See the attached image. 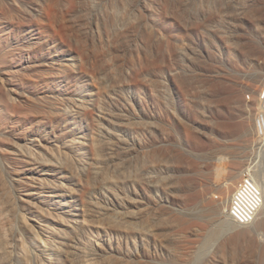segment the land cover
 Here are the masks:
<instances>
[{"label":"rangeland","instance_id":"1","mask_svg":"<svg viewBox=\"0 0 264 264\" xmlns=\"http://www.w3.org/2000/svg\"><path fill=\"white\" fill-rule=\"evenodd\" d=\"M263 106L264 0H0V264H264Z\"/></svg>","mask_w":264,"mask_h":264},{"label":"bare ground","instance_id":"2","mask_svg":"<svg viewBox=\"0 0 264 264\" xmlns=\"http://www.w3.org/2000/svg\"><path fill=\"white\" fill-rule=\"evenodd\" d=\"M263 108H264V106H263ZM264 110V109H263ZM36 140H38V139H33V142L34 141H36ZM94 144H95V147L97 148V150H98V152H99V154H100V156H101V162H103L102 160H103V156H102V154H103V151H104V145H102V142H101V139L99 138V137H97L95 140H94ZM108 148H111L112 146H107ZM47 150V154L49 153V155L50 154H52V152H50L48 149H46ZM51 150H53V148H51ZM58 151H61L60 153H59V155L61 154V153H68V152H70L71 153V150H69V147H65V148H59L58 149ZM56 152V151H55ZM80 153V152H79ZM46 153H44V151H42V149H38V148H34L32 151H29V152H27V153H24V155L26 156V157H28L29 159H33V162L34 163H38V162H42V163H46L45 164V166L44 167H46V170L48 171V172H51L53 175H55V176H58V174L60 175V176H66V174H68V169H66L65 168V164L63 163V160L62 161H59V159H57V157L56 156H58V154H54L53 153V157H52V159L50 158V157H48V155H47ZM62 155V154H61ZM60 155V156H61ZM66 157V156H65ZM74 157V156H73ZM58 158H60V157H58ZM62 158V157H61ZM69 158V157H68ZM67 158V159H68ZM71 158V157H70ZM65 159V158H64ZM53 160V161H52ZM50 161V162H49ZM67 161V160H66ZM65 162V161H64ZM106 163H105V161H104V165H105ZM66 167H67V165H66ZM29 168H27V170H28ZM35 169V168H34ZM34 169L33 168H31L30 169V171L31 170H33L34 171ZM38 171V170H37ZM69 175V174H68ZM71 176V175H70ZM112 182H114V180H112ZM38 184L39 185H33L32 186V188L30 187V188H28V189H26L25 187H24V189L23 190H25L26 191V193L27 194H29V195H33V196H35L36 198H38V199H41V197H42V195L43 194H41V192H43V191H46V189H50L52 192L50 193V195L51 196H57V197H60V196H62V195H64V190H66V188L67 187H64L63 189H62V185H60L58 182H55V180H51V179H48V178H39V180H38ZM246 184V183H245ZM248 185V184H247ZM246 185V186H247ZM243 186V185H242ZM249 186V185H248ZM240 189V188H239ZM63 190V191H62ZM64 198V197H63ZM228 198H229V196H228ZM261 198V197H260ZM229 201H224V204H223V206L222 207H224V208H228L229 206V202H230V198L228 199ZM233 200V199H232ZM115 201V200H114ZM28 202H29V205L30 206H32V201H29L28 200ZM60 200H57L56 202H55V204H57L59 207H61L60 206ZM62 202V201H61ZM66 202H68V200H66ZM116 202V201H115ZM263 202H264V200H263ZM62 204V203H61ZM232 204V203H231ZM57 206V207H58ZM262 206V205H261ZM252 207V206H251ZM260 207V206H259ZM41 208V207H40ZM44 210L45 209H47L48 210V208L46 207V208H44V207H42ZM231 208V207H230ZM42 209V210H43ZM30 210L32 211V209L30 208ZM258 210V209H257ZM4 211V210H3ZM259 213H258V215H257V219H256V217H254L256 220L255 221H258V224H257V229L258 228H261V227H264V203H263V206L261 207V210H260V208H259V211H258ZM59 214H61L60 212H59ZM255 214H257V213H255ZM254 214V215H255ZM261 214H263L262 215V217H261ZM0 215H3V214H0ZM62 215V214H61ZM60 215V216H61ZM62 217V216H61ZM260 217V218H259ZM1 219H3L2 217H1ZM64 219V218H63ZM259 219V220H258ZM252 220V219H251ZM28 221V220H27ZM67 221V220H66ZM76 221L78 222V219H76ZM252 221H254V219L252 220ZM2 223V222H1ZM241 223V222H240ZM247 223H249V222H247ZM246 223V224H247ZM29 224V223H28ZM170 224V223H169ZM243 224H245V223H243ZM162 225H164V224H162ZM168 225V224H167ZM240 225H242V224H240ZM240 225H239V227H240ZM169 226V225H168ZM228 226H230V224L228 225ZM233 226V225H232ZM243 226V225H242ZM249 225H247V227H248ZM31 227L33 228V227H35V225H33V224H31ZM30 227V228H31ZM171 227V226H170ZM1 228V227H0ZM233 228H234V226H233ZM241 229H242V227H240ZM249 228V227H248ZM240 229V230H241ZM256 229V230H257ZM2 230V229H1ZM238 230H239V228H238ZM239 230V231H240ZM249 230L250 229H247L245 226H244V229H243V234L246 236V237H248V238H250V239H252L251 237L253 236V233H251V232H249ZM235 232H236V230H234ZM238 231V232H239ZM34 232H37V231H34ZM231 232V231H230ZM60 233H66V231L63 229V228H61L60 230H59V232L57 233V237L56 236H54V235H52L53 237H55L56 239H54L52 236H51V238L49 237V239H45V238H43L51 247H55V249H56V245L59 243V238H60ZM259 233V232H258ZM1 234V233H0ZM4 234V233H3ZM173 234V233H172ZM171 234V235H172ZM185 234V233H184ZM234 233H232V235H233ZM242 234V235H243ZM231 235V234H230ZM239 236L241 235V234H238ZM80 236H82V234H80ZM185 236V235H184ZM236 237H237V235H236ZM241 237V236H240ZM1 238V237H0ZM42 238V237H41ZM243 238V237H242ZM6 239V238H5ZM172 239H173V237H172ZM233 239V237L231 236V238L230 239H228V240H232ZM235 239H238L237 241H239V238H235ZM249 239V240H250ZM7 240V239H6ZM5 240V241H6ZM227 240V239H226ZM248 240V239H247ZM2 241V240H1ZM233 241H236V240H233ZM237 241H236V243H237ZM252 241H253V239H252ZM242 242H243V240H242ZM258 243H259V241H258ZM263 244H264V241L262 242ZM1 244V243H0ZM225 244V243H224ZM4 245V244H3ZM1 246V245H0ZM248 246H250V243H249V245ZM253 246V245H252ZM5 248L7 247V246H4ZM251 247V246H250ZM240 248V247H239ZM1 249V248H0ZM3 250V249H2ZM166 251V250H165ZM237 251V250H236ZM1 252V251H0ZM55 251L53 250V253H54ZM167 252V251H166ZM188 252V251H187ZM100 253V251H95L94 253H90V256H91V258H89L88 260L90 261L89 263L90 264H95V262H96V259H98L99 258V254ZM246 253V252H245ZM174 254V253H173ZM186 253H184V254H182V255H185ZM244 254V253H243ZM167 255H169L170 257L172 256L169 252H167ZM177 255V254H176ZM27 256V255H26ZM173 256H175V254L173 255ZM177 257H179V256H177ZM183 257V256H182ZM180 258V257H179ZM190 258V255H186L184 258H183V260H186V259H189ZM237 258V257H236ZM175 259V258H174ZM182 260V259H181ZM182 260V263L184 262ZM177 258H176V260H174V263H178L179 261H177ZM188 261V260H187ZM189 262V261H188ZM242 262V261H241ZM182 263H180V264H182ZM185 264V263H184Z\"/></svg>","mask_w":264,"mask_h":264},{"label":"built area","instance_id":"3","mask_svg":"<svg viewBox=\"0 0 264 264\" xmlns=\"http://www.w3.org/2000/svg\"><path fill=\"white\" fill-rule=\"evenodd\" d=\"M250 186V190L248 187L238 189L233 198L230 216L241 223L253 217L261 202L259 190L251 183Z\"/></svg>","mask_w":264,"mask_h":264}]
</instances>
